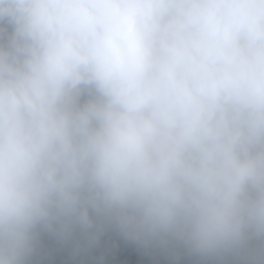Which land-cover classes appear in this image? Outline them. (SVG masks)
<instances>
[{
	"label": "clouds",
	"instance_id": "1",
	"mask_svg": "<svg viewBox=\"0 0 264 264\" xmlns=\"http://www.w3.org/2000/svg\"><path fill=\"white\" fill-rule=\"evenodd\" d=\"M107 228L264 264V0H0V264Z\"/></svg>",
	"mask_w": 264,
	"mask_h": 264
},
{
	"label": "trees",
	"instance_id": "2",
	"mask_svg": "<svg viewBox=\"0 0 264 264\" xmlns=\"http://www.w3.org/2000/svg\"><path fill=\"white\" fill-rule=\"evenodd\" d=\"M114 228H107L99 240L89 243L77 231L57 258V264H170L169 259L155 244H144L119 237ZM35 264V262H34ZM46 264V259L40 261ZM186 264H200L194 258H186Z\"/></svg>",
	"mask_w": 264,
	"mask_h": 264
}]
</instances>
